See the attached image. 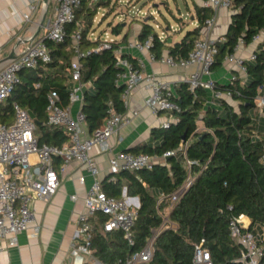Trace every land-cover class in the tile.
Listing matches in <instances>:
<instances>
[{"label":"trees","instance_id":"obj_1","mask_svg":"<svg viewBox=\"0 0 264 264\" xmlns=\"http://www.w3.org/2000/svg\"><path fill=\"white\" fill-rule=\"evenodd\" d=\"M95 5L92 0H81L76 21L67 24L64 42L45 39L51 60L19 73L14 90L0 103V123L14 122L13 105L19 102L36 122L40 144L62 146L69 141L64 126L47 122V94L56 89L62 106L70 101L71 62L75 56L72 34L78 23L83 29L79 42L84 51L80 58L81 79L83 83L91 82V87L83 90L81 105L87 129L94 132L112 111L126 112L123 95L126 82L119 78L125 69L117 64V51L128 43L131 29L117 24L111 46L96 50L101 39L90 38L87 28L97 14ZM232 8L230 28L225 39L218 42L212 69L225 62V55L234 52L239 39L250 44L254 35H260L254 59L246 61V75L239 72L235 80L216 82L215 89L223 93L217 98L202 86L192 90L189 82L181 83L173 96L180 106V111L172 112L176 119L167 128L153 129L155 144H138L129 151L157 156L170 149L178 152L158 160L151 169L120 170L115 174L116 180L110 179L111 175L104 177L102 188L109 195L121 197L126 187L128 195L140 197V206L134 226L135 246L128 245L121 231L103 233L100 226L104 214L95 215L93 246L103 261L122 264L120 258L143 246L151 235L150 227L162 220L159 212L169 207L171 193L187 180L189 172L195 179L170 210V219L176 225L157 236L154 256L144 264H193L194 248L200 242L210 249L214 264H243L239 259L241 245L230 233L229 220L234 215H247L251 219L250 230L264 233V162L260 158L264 152V116L259 110L254 114L259 90L264 86V0H233ZM195 9L198 25L187 30L180 40H174L169 34L162 41L153 25L144 21L140 23L139 40L152 36L150 49L157 58L167 53L176 60L187 57L202 36L205 20L213 14L202 3L195 5ZM121 55L133 67H140L135 56L126 52ZM227 92H231V97L225 95ZM187 159L193 161L190 168L186 165ZM60 162L61 158L56 157L55 164L59 166ZM160 192L168 197L159 201Z\"/></svg>","mask_w":264,"mask_h":264},{"label":"built area","instance_id":"obj_2","mask_svg":"<svg viewBox=\"0 0 264 264\" xmlns=\"http://www.w3.org/2000/svg\"><path fill=\"white\" fill-rule=\"evenodd\" d=\"M97 1V0H95ZM233 0H203L202 5L213 11L212 16L205 20V29L209 30L216 22L218 12L225 8L233 11ZM81 0H57L54 15L49 19L44 38H34L29 40L25 50L10 57L0 67V103L4 101L14 90L19 79V73L24 69H33L40 62L51 60L50 48L45 39L62 43L66 40L68 29L67 24L76 21V9L80 6ZM34 4L30 6V9ZM24 18L29 20L28 12L22 13ZM82 26L77 24L72 37L74 41L75 56L72 60V75L69 96L70 101L67 106L60 103L59 93L56 89H51L48 94L47 114L48 124L62 125L69 133V141L62 146L40 144L36 135V122L31 114L19 102L13 105L15 120L13 123H0V244L7 235H11L12 241H17V235L22 230L28 229L35 220L36 214L30 207L32 200H50L61 185L60 173L64 172L70 161L76 160L82 163L93 176L94 183L86 192L84 198V210L80 212L77 221L78 228L76 239L72 243L70 259L56 264H111L103 261L94 250V220L98 212L104 214V221L100 229L105 232L121 231L127 240L128 245L135 246V224L138 220V207L140 200L127 194L125 187L121 197L109 195L102 188L100 179V167L94 154V149L99 146L100 152L111 151L113 146L109 139L119 132L124 124L130 121L126 112H114L106 117L102 125L94 132H89L85 125V115L81 111V106L74 115L71 105L75 102H83L84 83L81 79L82 63L80 58L84 51H81L79 42L82 38ZM167 35H159L163 41ZM152 36L148 39L133 40L127 43L129 47H137L140 50H150ZM225 39L224 36L211 39L203 35L195 42L194 48L189 55L184 58L174 59L169 53L157 58L153 52L150 57L159 59L174 66L196 65L197 69L190 74V88L204 87L212 92L213 98L223 95L215 89L216 81L211 76L212 65L216 61L215 57L219 49L218 42ZM260 35H254L252 41L257 43ZM114 39H104L96 50L103 47H110ZM245 42L239 39L233 53L225 55V62L235 67L240 73L246 75V61L254 59L253 51L249 59L239 55L237 51ZM123 48L117 51V64L125 70L119 74V78L126 82V89L123 92L125 98L133 91L134 87L145 82L151 93L146 99V105L154 112L180 111L179 104L173 99L176 94L168 83L163 82L156 74H145L140 67H133L127 57L122 56ZM238 75H233L231 80H235ZM40 83H37L39 86ZM256 99V108L260 115H264V86L259 90ZM231 97V92L225 93ZM172 120L163 123L162 127L167 128ZM178 150L170 149L162 156L150 155L148 153H132L127 150L114 152L109 162V175L112 180H116L115 174L120 170L137 171L141 168H153L158 160H164L167 156L176 154ZM60 157V165L55 164V158ZM264 162V152L261 157ZM192 160L187 159L186 165L190 168ZM195 177L189 172L187 180L175 191L171 193V207L181 198L184 192L192 184ZM84 182V177H79ZM159 201L168 197L160 192ZM77 200L79 196L72 195ZM162 220L160 224L151 226V235L146 239L143 246L139 247L119 259L122 264H144L150 262L155 253V241L157 236L166 228L175 227V222L170 219L171 212H159ZM250 218L245 214L231 216L229 220L230 233L232 239L241 245L239 259L243 264H264V239L262 232L250 230ZM39 225H34L32 235H38ZM1 252V249H0ZM193 264H214L210 249L204 243H196L193 253ZM1 264V263H0ZM55 264V263H54Z\"/></svg>","mask_w":264,"mask_h":264},{"label":"crops","instance_id":"obj_3","mask_svg":"<svg viewBox=\"0 0 264 264\" xmlns=\"http://www.w3.org/2000/svg\"><path fill=\"white\" fill-rule=\"evenodd\" d=\"M202 1L192 0V7L186 2L187 9L190 11L189 14L196 22L195 27L198 25L195 5L201 4ZM32 4L34 7L30 9ZM56 4L57 0H0V67L10 57L25 50L33 35H36L35 38L46 36V25L54 15ZM23 12L30 14L29 20L24 18ZM231 13L225 8L221 9L217 14L214 26L209 30H206L205 26L202 28V36L207 35L211 39L224 36L230 28ZM44 14H46V18L40 28ZM180 23L183 24L184 20ZM135 27L130 30L128 42L139 40L140 23H136ZM170 30L168 29V31ZM172 38L176 40L174 37ZM255 47L256 43L254 42L244 44L237 53L249 59ZM122 48L124 52L137 58L145 74H156L160 80L169 83L175 93L177 87L187 81L190 74L197 69L196 65L181 67L170 65L159 59H152L150 57L151 49L140 50L137 47H129L127 44L122 45ZM235 74L240 75L235 67L233 68L224 62L212 69L211 76L216 82L228 83ZM70 82L71 87L73 82L72 80ZM88 87H91V82H84L83 90ZM150 93L151 90L145 82L134 87L126 98L125 111L130 121L121 126L117 134L110 137L109 142L113 149L104 152H100L99 146L94 149L101 170L100 179L103 180L109 175L108 160L114 152L131 151L138 144H155L157 139L152 134L153 129L162 127L166 121L176 119L172 113L152 111L146 105V99ZM80 106V102L71 105L74 115H77ZM262 131L264 133V127ZM60 176L61 185L50 200L36 199L31 201L30 207L36 214L35 222L17 235V241H12L11 235H7L3 239L0 244L1 264H56L70 259L71 246L76 239L78 228L77 218L80 212L84 210L86 192L95 179L88 169L76 160L70 161ZM81 176L84 177V182L79 180ZM73 194L79 198L73 199ZM134 198L136 201L140 200L139 196ZM170 210L169 207H166L164 211L170 212ZM34 225H39L38 235H32Z\"/></svg>","mask_w":264,"mask_h":264},{"label":"rangeland","instance_id":"obj_4","mask_svg":"<svg viewBox=\"0 0 264 264\" xmlns=\"http://www.w3.org/2000/svg\"><path fill=\"white\" fill-rule=\"evenodd\" d=\"M186 2L192 7V0H108L98 4L92 0L93 5L96 4L94 9L97 14L87 27L88 36L101 41L106 38L115 39L114 27L117 24L121 23L122 28L129 27L133 30L136 23L144 21L150 22L159 35L170 33L179 40L187 30L196 26ZM81 19L85 20L83 16ZM183 20L184 23L181 24ZM254 114H258V108L254 109ZM262 236L264 239V233Z\"/></svg>","mask_w":264,"mask_h":264},{"label":"water","instance_id":"obj_5","mask_svg":"<svg viewBox=\"0 0 264 264\" xmlns=\"http://www.w3.org/2000/svg\"><path fill=\"white\" fill-rule=\"evenodd\" d=\"M48 1V0H47ZM45 18H46V14L43 15L42 19H41V22H40V28L42 27L44 21H45ZM231 19H232V16H231ZM36 37V35H33V37L31 38V40H33L34 38Z\"/></svg>","mask_w":264,"mask_h":264}]
</instances>
